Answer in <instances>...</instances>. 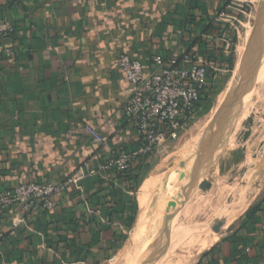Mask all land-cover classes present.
<instances>
[{"label": "crops", "instance_id": "crops-1", "mask_svg": "<svg viewBox=\"0 0 264 264\" xmlns=\"http://www.w3.org/2000/svg\"><path fill=\"white\" fill-rule=\"evenodd\" d=\"M257 1L260 9L264 0H0V20L15 29L0 34V192L62 182L136 151L140 138L124 114L132 90L118 67L120 54L146 69L154 55L190 54L216 78L232 53L235 22ZM8 48L13 57L5 55ZM88 125L109 145L97 143ZM150 157L125 174L85 176L82 192L66 190L56 209L22 224L16 209L0 216L5 264L120 261L145 197L146 174L137 184L130 175L145 172ZM196 264H264V195Z\"/></svg>", "mask_w": 264, "mask_h": 264}, {"label": "rangeland", "instance_id": "rangeland-1", "mask_svg": "<svg viewBox=\"0 0 264 264\" xmlns=\"http://www.w3.org/2000/svg\"><path fill=\"white\" fill-rule=\"evenodd\" d=\"M259 5V1L255 2L235 22L231 60L222 71H215L216 78H211L212 85L207 92L202 113L179 140L164 143L155 154L149 156L147 168L142 173V178L145 174L147 178L140 188V194L144 188L142 194L149 199V205L154 200L151 215L161 214L169 201L168 197H175L183 191L186 181L179 179L166 186L167 175L183 170L184 164L186 170H192L210 122L223 109L236 82L245 75L246 51L252 50V39L260 28L264 29V21L257 18ZM240 48H244V67L242 64L239 78L234 81L232 78ZM252 51L254 53V49ZM251 69L254 78L248 82L243 77L237 97L241 91L244 97L229 124L219 156L214 164L199 172L201 180L196 182L197 187L190 199L173 213L166 226L158 220V228L150 225V214L146 217L148 222L145 220L146 223H143L149 207L145 212L140 204L141 213L131 243L127 244L122 259L115 264H168L181 259H187L188 264H196L200 254L206 250L205 246L226 235L234 222L264 195V36L262 59L256 68ZM188 180H191L190 176ZM201 183L207 187L200 186ZM142 231L144 236H141ZM131 248L135 251L132 252Z\"/></svg>", "mask_w": 264, "mask_h": 264}, {"label": "built area", "instance_id": "built-area-1", "mask_svg": "<svg viewBox=\"0 0 264 264\" xmlns=\"http://www.w3.org/2000/svg\"><path fill=\"white\" fill-rule=\"evenodd\" d=\"M14 26L0 20V34L9 36ZM7 57H13L12 48L5 50ZM118 67L130 84L132 93L124 105V114L140 138L136 151H121L99 163L88 173L80 170L69 179L56 182L24 183L0 192V216L13 209L22 212L18 224L37 215L40 211H52L58 206V197L74 188L82 192L80 181L85 176H102L107 179L112 173L125 174L140 157H149L166 142L177 141L185 133L202 110L211 81V66L204 61L195 64L190 54L181 57L154 55L151 66L145 68L141 60L127 53L119 56ZM90 136L100 145L108 146L109 138L88 125ZM18 214V213H17ZM17 223L11 235L16 234ZM6 235L0 231V264H5ZM111 261H114L112 258Z\"/></svg>", "mask_w": 264, "mask_h": 264}, {"label": "water", "instance_id": "water-1", "mask_svg": "<svg viewBox=\"0 0 264 264\" xmlns=\"http://www.w3.org/2000/svg\"><path fill=\"white\" fill-rule=\"evenodd\" d=\"M257 18L259 21H264V1L261 4ZM263 36H264V29L260 28L256 36L252 39L251 48L252 50L254 49L253 62H252L251 49L246 54V67H245L244 79L248 82L249 80H253L254 78L253 73H251L253 71L251 67L256 68L258 66V63L262 59ZM240 88H241V84L237 85L231 90L226 100V103L223 106V109L219 113H217L210 122V125L207 128L203 138L204 141L202 147L198 151L194 166L190 172L191 180L189 181L187 190L183 195L179 194V196L177 197L169 198L165 211V216L163 219L164 223L170 221L171 218L174 216L173 213L176 210H178L180 207H182V205L185 202L188 201V198L193 193L195 187H197L195 185L196 182H200L201 180V176L199 172L200 171L203 172V170L209 168L212 164L215 163L216 159L218 158L224 140L228 134V129L230 127L229 124L231 123L232 118L234 117V114L236 113V110L239 107L242 98L244 97L242 91L240 92V95L237 97ZM225 126H227V128L224 131ZM184 175L185 173H181V177ZM168 181L169 178L166 179V183ZM200 186L207 187L205 183H201ZM142 264H146V262Z\"/></svg>", "mask_w": 264, "mask_h": 264}, {"label": "bare ground", "instance_id": "bare-ground-1", "mask_svg": "<svg viewBox=\"0 0 264 264\" xmlns=\"http://www.w3.org/2000/svg\"><path fill=\"white\" fill-rule=\"evenodd\" d=\"M244 48H240L239 50H238V63H237V67H236V70H235V72H234V78H232L234 81H235V79L236 78H239V73H240V71H241V69L244 67V64H243V50ZM250 51V49H248L247 51H246V54H247V52H249ZM251 53H253V51L251 50ZM254 54V53H253ZM253 59H254V55H252V62H253ZM242 64H243V67H242ZM245 67H246V55H245ZM252 68V67H251ZM252 75V74H251ZM244 77V76H243ZM243 77L241 76L240 78H242V80H243ZM242 80L240 79V81H237L236 82V86L237 85H239V84H241V86H242ZM233 82V81H232ZM235 86V85H234ZM240 90V89H239ZM259 152V151H258ZM261 155H262V153H261ZM183 170H178V171H173V172H171V173H169L168 175H167V177H166V179H168L169 178V181L166 183V180H165V185L166 186H169L172 182H175V181H178L180 178L181 179H184L186 182H185V184H184V188L182 189L183 191L182 192H179L178 194H176V196L175 197H177V196H179V194H181V195H183L184 194V191H185V189L187 188V186H188V184H189V180H188V178H189V176H190V172H191V169H189V170H186V164H184V167L182 168ZM181 173H185V175L184 176H182L181 177ZM180 177V178H179ZM180 179V180H181ZM145 190V189H144ZM145 192V191H144ZM170 197H168V199H169ZM168 204V203H167ZM167 204L165 205V207H164V209L162 210V213L161 214H159L158 215V213H153L152 215H151V213H152V209H151V207H152V205H153V201L150 203V205H149V199L147 198V197H145V199L142 201V209L146 212V209L148 208V205H149V214H150V221H149V223H150V225H153V226H155L156 228H158V224H157V222H158V220L160 221V223H162L163 222V219H164V216H165V211H166V207H167ZM232 204V203H231ZM233 205V204H232ZM235 205V204H234ZM238 205V204H237ZM237 207V206H236ZM233 211V210H232ZM222 212V211H221ZM140 213H141V211H140ZM212 214H213V212H212ZM210 218H208V220H209ZM205 231V230H204ZM211 233V232H210ZM195 234V233H194ZM217 235V234H216ZM215 235V236H216ZM141 236H144V231H142L141 232ZM187 241V240H186ZM216 241V240H215ZM131 243V242H130ZM215 242L212 240V242L210 241L209 243H208V245H206L205 247V249H208L209 247H211L213 244H214ZM196 244V243H195ZM178 246V245H177ZM187 260V259H186ZM185 259L184 260H178L177 262H175V263H171V262H169L170 264H188L187 263V261H186ZM188 260H189V258H188ZM169 261V260H168ZM168 263V264H169Z\"/></svg>", "mask_w": 264, "mask_h": 264}, {"label": "trees", "instance_id": "trees-1", "mask_svg": "<svg viewBox=\"0 0 264 264\" xmlns=\"http://www.w3.org/2000/svg\"><path fill=\"white\" fill-rule=\"evenodd\" d=\"M233 50H234V47H232V53H233ZM232 53L230 54L229 57H227L226 62H228V63L230 62V60H231V56H232ZM209 89H210V88H209ZM208 91H209V90H208ZM207 95H208V93L206 94L205 98L203 99V101H202V103H201V105H202V110H201L200 114L202 113V111H203V109H204V102H205V100H206ZM200 114H199V115H200ZM144 168H147V165H145ZM141 178H142V174H141V173H140V175H134V176H131V175H130V179H132L136 184L141 182V180H142Z\"/></svg>", "mask_w": 264, "mask_h": 264}]
</instances>
